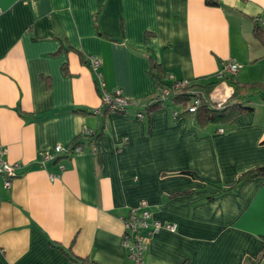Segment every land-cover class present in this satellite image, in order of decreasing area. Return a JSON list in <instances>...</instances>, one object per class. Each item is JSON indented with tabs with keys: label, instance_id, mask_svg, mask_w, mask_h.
<instances>
[{
	"label": "crops",
	"instance_id": "obj_1",
	"mask_svg": "<svg viewBox=\"0 0 264 264\" xmlns=\"http://www.w3.org/2000/svg\"><path fill=\"white\" fill-rule=\"evenodd\" d=\"M217 1L0 0V141L21 165L1 191L0 264H133L123 217L143 199L177 230L157 231L142 264L260 257L264 178L237 180L264 165L262 97L230 124L175 118L182 107L171 102L136 116L159 90L152 59L169 82L208 83L228 61L241 64L240 81L264 82L253 33L264 0ZM91 55L109 89L142 105L105 111ZM231 90L222 80L211 97L225 101ZM84 130L100 133L96 155ZM74 140L85 149L43 164L44 152Z\"/></svg>",
	"mask_w": 264,
	"mask_h": 264
},
{
	"label": "built area",
	"instance_id": "obj_2",
	"mask_svg": "<svg viewBox=\"0 0 264 264\" xmlns=\"http://www.w3.org/2000/svg\"><path fill=\"white\" fill-rule=\"evenodd\" d=\"M0 8V13H1ZM264 23V21H263ZM88 61L90 66L95 74L96 85L100 92L102 99V104L108 108L110 111L115 112H127L130 106L142 105L140 101L130 100L126 98L120 89H109L106 84L104 73L101 69L102 60L99 56L91 55L88 56ZM241 68V64L235 61H228L223 64L222 71L219 76L224 75H233L236 76ZM173 80L172 82H174ZM190 80L181 79L177 80L174 84L175 89L178 90L190 84ZM170 93V88L166 87L162 89L160 97L164 98ZM201 102L200 96H194L188 104V109L191 112H195ZM221 104L220 101H218ZM182 107V106H181ZM183 109V107H182ZM180 113V109H176L173 112L174 116H177ZM138 118H145V111L138 110L136 112ZM218 132H224L223 127L218 128ZM83 133H94L93 130H84ZM72 145V144H71ZM71 145L65 146L63 144H57L55 148L51 151H46L42 154L43 164L47 161L60 160L61 156L74 154L81 152L85 149L84 144H76L74 147ZM7 148L0 141V203L2 200L1 191L2 188L9 189L12 186V181L15 177L18 176V172L21 168L19 162H11L6 158ZM90 151L93 154L98 153V145L93 142ZM61 169L65 168V163L60 162ZM58 175H52L51 178L55 179ZM124 222V235L123 242L126 248L128 249L129 258L132 260L133 264H142L144 252L146 250L147 244L151 237L160 229L165 228L171 231L177 230V223L166 222L162 223L161 221L153 218L152 212L149 208V202L146 199H143L135 207L130 208L128 214L123 217Z\"/></svg>",
	"mask_w": 264,
	"mask_h": 264
},
{
	"label": "trees",
	"instance_id": "obj_3",
	"mask_svg": "<svg viewBox=\"0 0 264 264\" xmlns=\"http://www.w3.org/2000/svg\"><path fill=\"white\" fill-rule=\"evenodd\" d=\"M207 1L213 5L218 4L217 0ZM253 33L255 37L264 44V24L261 21L254 20ZM84 59L86 58L84 57ZM151 73L159 83V90L156 95L145 104L144 111L146 116H148L152 110L165 105L167 102H171L183 107L182 111H180L175 118H180L185 114H194L198 124L201 126H206L208 124H230L233 123L236 117L242 112L253 109L251 106L253 97L259 95L264 100V82H242L233 75H218L216 79L209 81L208 83L203 84L191 81L188 86L176 90L174 84L177 80L174 82L167 81L163 68L156 59H152ZM222 80L226 81L232 90L228 98L219 104L211 97V91ZM166 87L170 88V93L168 96L161 98L159 95L162 92V89ZM194 96H200L201 102L196 111L191 112L188 109V104ZM104 107L105 111H110L106 106ZM99 134L100 133L98 132H82L80 137H84L89 143L95 142L97 144ZM76 144H83L82 140H74L71 146L74 147ZM188 173L191 175H197L194 171H188ZM253 177L264 178V165L242 173L238 177L237 182ZM263 254L264 250L260 257L257 259H251V261L246 260L243 264H260L259 258H261ZM74 260L79 261L80 264H89L88 258H74Z\"/></svg>",
	"mask_w": 264,
	"mask_h": 264
},
{
	"label": "rangeland",
	"instance_id": "obj_4",
	"mask_svg": "<svg viewBox=\"0 0 264 264\" xmlns=\"http://www.w3.org/2000/svg\"><path fill=\"white\" fill-rule=\"evenodd\" d=\"M259 66H261L259 69L263 71V69H264V67H263V66H264V61H263L262 63H260ZM259 69H257V70H259ZM248 72H249V71H248ZM252 77H253V76H252ZM252 81H253V80H252ZM214 100H215V99H214ZM215 101H217V102L220 101L221 103L223 102V101H221V100H219V99H216Z\"/></svg>",
	"mask_w": 264,
	"mask_h": 264
}]
</instances>
